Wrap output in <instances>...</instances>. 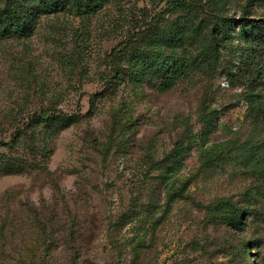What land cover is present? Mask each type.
Instances as JSON below:
<instances>
[{
  "label": "rangeland",
  "instance_id": "374dc122",
  "mask_svg": "<svg viewBox=\"0 0 264 264\" xmlns=\"http://www.w3.org/2000/svg\"><path fill=\"white\" fill-rule=\"evenodd\" d=\"M92 1L0 40V264H264V0Z\"/></svg>",
  "mask_w": 264,
  "mask_h": 264
},
{
  "label": "trees",
  "instance_id": "16d2710c",
  "mask_svg": "<svg viewBox=\"0 0 264 264\" xmlns=\"http://www.w3.org/2000/svg\"><path fill=\"white\" fill-rule=\"evenodd\" d=\"M85 1L86 0H1L0 40H6L13 37L27 38L32 34L36 20L41 13H53L59 10H72L75 8H78L77 11H81L84 8H87L84 6ZM99 2L100 0H94L91 4L94 3L97 7ZM261 38H264V34L261 35ZM135 60V65L137 66L142 63L139 57H136ZM182 66L183 65L178 66L175 64L171 67V65H169L171 69L167 72L169 78L167 79V82L172 83L173 78L182 72ZM129 77L133 78V75H131L130 72ZM244 246V240L239 241L236 245L238 248ZM231 248L232 246L223 251L225 258V263L223 264L232 263L228 258Z\"/></svg>",
  "mask_w": 264,
  "mask_h": 264
}]
</instances>
